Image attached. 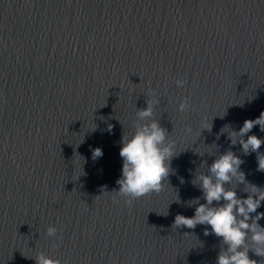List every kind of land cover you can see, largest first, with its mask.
<instances>
[{
    "label": "water",
    "instance_id": "1",
    "mask_svg": "<svg viewBox=\"0 0 264 264\" xmlns=\"http://www.w3.org/2000/svg\"><path fill=\"white\" fill-rule=\"evenodd\" d=\"M151 90L176 155L162 191L129 207L116 192L121 140ZM261 112L264 0H0V264H35L40 251L61 264H216L222 238L174 220L206 203L192 181L228 150L264 188L258 154L221 131ZM205 118L210 131L185 135ZM248 135L264 139L259 125Z\"/></svg>",
    "mask_w": 264,
    "mask_h": 264
},
{
    "label": "clouds",
    "instance_id": "2",
    "mask_svg": "<svg viewBox=\"0 0 264 264\" xmlns=\"http://www.w3.org/2000/svg\"><path fill=\"white\" fill-rule=\"evenodd\" d=\"M175 83L177 87H183L186 81L177 79ZM149 97L146 101L147 107L136 112L134 132L130 136L124 134L121 140L119 155L123 160V167L122 176L117 180L120 187L116 192L125 198V203L129 207L133 200L162 191L171 170V160L176 155L175 141L169 139L167 130L155 119L154 106L159 103L155 90L149 92ZM190 107L189 99L186 97L179 103L178 110L184 113ZM256 125L264 132V112L254 120H245L238 132L230 130L228 126L221 131L228 133L231 145L239 142L245 155L256 152L258 170L264 171V154L259 153L264 139L256 135H248L247 139H244ZM211 127L212 124L209 125L205 118L201 121L199 130L194 132L191 125H186L184 133L186 136L195 137L196 140L200 131L204 129L210 131ZM226 127L229 131H224ZM102 155L100 148L93 150L94 160ZM242 163L243 160L231 150L218 156L208 167L207 174L201 172L192 181L193 185H198L202 190L206 203L200 204L197 198L191 202L198 205L194 216L178 214L174 220L175 228L185 226L194 229L198 224L209 225L211 232L222 238V247L216 264H257L255 260L249 258V250L257 256L264 257V227L258 223L264 218V212H257L264 201V188L246 181L245 173L240 170ZM237 184L245 185L243 191L247 193L246 198L237 195ZM213 202H216L217 206H213ZM57 232L58 229L54 226L46 229V234L50 238H57ZM208 234L206 229L205 235ZM33 258L35 264H61L59 259L43 251L38 252Z\"/></svg>",
    "mask_w": 264,
    "mask_h": 264
}]
</instances>
